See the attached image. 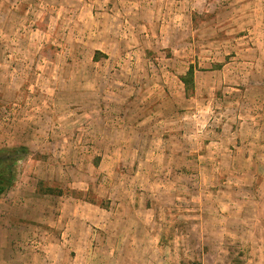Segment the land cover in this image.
Returning a JSON list of instances; mask_svg holds the SVG:
<instances>
[{
  "label": "rangeland",
  "instance_id": "rangeland-1",
  "mask_svg": "<svg viewBox=\"0 0 264 264\" xmlns=\"http://www.w3.org/2000/svg\"><path fill=\"white\" fill-rule=\"evenodd\" d=\"M0 150V264H264V0H0Z\"/></svg>",
  "mask_w": 264,
  "mask_h": 264
},
{
  "label": "trees",
  "instance_id": "trees-1",
  "mask_svg": "<svg viewBox=\"0 0 264 264\" xmlns=\"http://www.w3.org/2000/svg\"><path fill=\"white\" fill-rule=\"evenodd\" d=\"M192 68L188 70V74L192 75ZM187 84V80L182 79ZM13 160L8 157L7 152L0 150V195L9 188L13 183L14 172H13Z\"/></svg>",
  "mask_w": 264,
  "mask_h": 264
}]
</instances>
